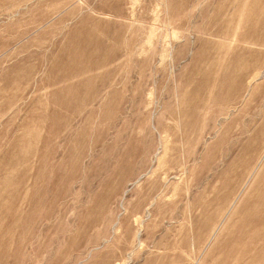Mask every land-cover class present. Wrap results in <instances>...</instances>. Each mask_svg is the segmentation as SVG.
<instances>
[{
  "label": "rangeland",
  "instance_id": "obj_1",
  "mask_svg": "<svg viewBox=\"0 0 264 264\" xmlns=\"http://www.w3.org/2000/svg\"><path fill=\"white\" fill-rule=\"evenodd\" d=\"M0 264H264V0H0Z\"/></svg>",
  "mask_w": 264,
  "mask_h": 264
}]
</instances>
